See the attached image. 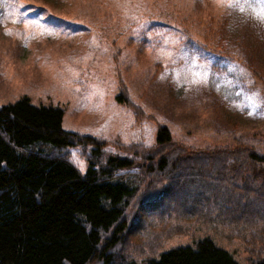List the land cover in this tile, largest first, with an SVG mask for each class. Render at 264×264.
Segmentation results:
<instances>
[{"label": "rangeland", "instance_id": "rangeland-1", "mask_svg": "<svg viewBox=\"0 0 264 264\" xmlns=\"http://www.w3.org/2000/svg\"><path fill=\"white\" fill-rule=\"evenodd\" d=\"M259 10L258 3L241 11L224 0H0V104L25 96L33 105L59 107L64 129L99 135L115 153L113 138L151 146L156 122L115 100L122 83L123 95L185 144L243 140L264 152V85L248 67L264 80ZM69 154L84 172L79 148ZM251 215L247 223L222 226L194 218L151 222L138 214L140 228H129L126 248L113 252L126 264H143L156 244L163 251L209 235L247 264L244 238L231 230L244 229L247 238L255 229L250 220H264ZM179 222L186 228L163 236ZM150 226L164 229L153 241Z\"/></svg>", "mask_w": 264, "mask_h": 264}, {"label": "trees", "instance_id": "trees-1", "mask_svg": "<svg viewBox=\"0 0 264 264\" xmlns=\"http://www.w3.org/2000/svg\"><path fill=\"white\" fill-rule=\"evenodd\" d=\"M124 90L121 83L115 100L156 122L153 145L113 138L115 153L99 135L64 129L59 107L33 105L25 96L0 104V264H126L113 250L126 248L129 228H140L138 214L151 222L194 218L222 226L247 223L252 213L264 216V152L258 146L243 140L185 144ZM73 146L87 161L84 172L69 158ZM249 224L255 229L247 238L244 229L231 231L244 238L247 264H264V220ZM168 226L164 237L185 227ZM149 230L153 241L164 229ZM156 246L143 264H238L209 235L192 245Z\"/></svg>", "mask_w": 264, "mask_h": 264}, {"label": "snow or ice", "instance_id": "snow-or-ice-1", "mask_svg": "<svg viewBox=\"0 0 264 264\" xmlns=\"http://www.w3.org/2000/svg\"><path fill=\"white\" fill-rule=\"evenodd\" d=\"M230 7L239 8L241 11L245 10V7H252L254 3L260 4V10L254 12L256 18L261 22H264V0H224ZM250 115L252 113H249Z\"/></svg>", "mask_w": 264, "mask_h": 264}]
</instances>
